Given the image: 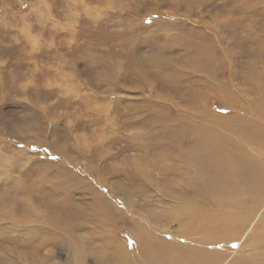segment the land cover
I'll return each mask as SVG.
<instances>
[{"label":"rangeland","instance_id":"1","mask_svg":"<svg viewBox=\"0 0 264 264\" xmlns=\"http://www.w3.org/2000/svg\"><path fill=\"white\" fill-rule=\"evenodd\" d=\"M189 263L264 264V0H0V264Z\"/></svg>","mask_w":264,"mask_h":264},{"label":"snow or ice","instance_id":"2","mask_svg":"<svg viewBox=\"0 0 264 264\" xmlns=\"http://www.w3.org/2000/svg\"><path fill=\"white\" fill-rule=\"evenodd\" d=\"M233 247H237V245L234 244Z\"/></svg>","mask_w":264,"mask_h":264},{"label":"bare ground","instance_id":"3","mask_svg":"<svg viewBox=\"0 0 264 264\" xmlns=\"http://www.w3.org/2000/svg\"><path fill=\"white\" fill-rule=\"evenodd\" d=\"M190 264V263H189Z\"/></svg>","mask_w":264,"mask_h":264}]
</instances>
